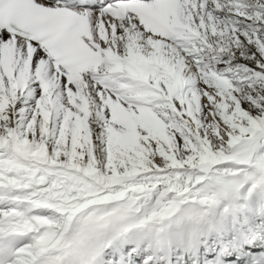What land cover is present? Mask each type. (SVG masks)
I'll return each mask as SVG.
<instances>
[{"label": "snow or ice", "instance_id": "6c2138e0", "mask_svg": "<svg viewBox=\"0 0 264 264\" xmlns=\"http://www.w3.org/2000/svg\"><path fill=\"white\" fill-rule=\"evenodd\" d=\"M0 264H264V0H0Z\"/></svg>", "mask_w": 264, "mask_h": 264}]
</instances>
